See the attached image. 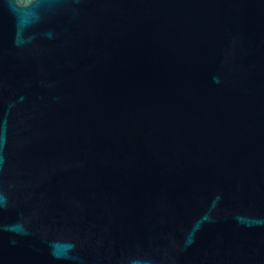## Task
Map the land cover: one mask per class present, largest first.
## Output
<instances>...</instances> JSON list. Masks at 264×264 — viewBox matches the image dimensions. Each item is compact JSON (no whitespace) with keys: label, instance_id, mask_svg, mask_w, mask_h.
<instances>
[{"label":"water","instance_id":"95a60500","mask_svg":"<svg viewBox=\"0 0 264 264\" xmlns=\"http://www.w3.org/2000/svg\"><path fill=\"white\" fill-rule=\"evenodd\" d=\"M0 197V264H264V0H0Z\"/></svg>","mask_w":264,"mask_h":264},{"label":"clouds","instance_id":"9594fccd","mask_svg":"<svg viewBox=\"0 0 264 264\" xmlns=\"http://www.w3.org/2000/svg\"><path fill=\"white\" fill-rule=\"evenodd\" d=\"M4 202H5L4 198L0 197V205H3ZM67 247H71V246L69 245ZM53 256L56 257V258H61V257L57 256L56 251H55V246H53ZM63 258H67V257H63Z\"/></svg>","mask_w":264,"mask_h":264}]
</instances>
